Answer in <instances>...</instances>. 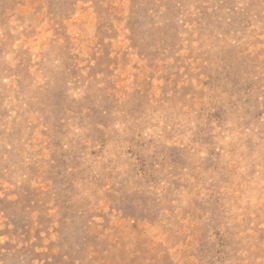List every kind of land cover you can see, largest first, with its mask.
Wrapping results in <instances>:
<instances>
[{
	"label": "rangeland",
	"instance_id": "rangeland-1",
	"mask_svg": "<svg viewBox=\"0 0 264 264\" xmlns=\"http://www.w3.org/2000/svg\"><path fill=\"white\" fill-rule=\"evenodd\" d=\"M0 264H264V0H0Z\"/></svg>",
	"mask_w": 264,
	"mask_h": 264
}]
</instances>
